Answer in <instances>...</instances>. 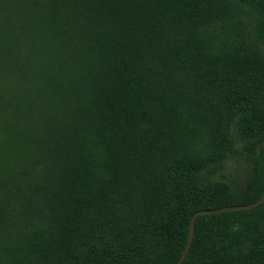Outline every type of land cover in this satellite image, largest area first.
<instances>
[{
  "label": "trees",
  "instance_id": "16d2710c",
  "mask_svg": "<svg viewBox=\"0 0 264 264\" xmlns=\"http://www.w3.org/2000/svg\"><path fill=\"white\" fill-rule=\"evenodd\" d=\"M5 1L0 264H174L264 194V0ZM181 264H264V202Z\"/></svg>",
  "mask_w": 264,
  "mask_h": 264
},
{
  "label": "rangeland",
  "instance_id": "374dc122",
  "mask_svg": "<svg viewBox=\"0 0 264 264\" xmlns=\"http://www.w3.org/2000/svg\"><path fill=\"white\" fill-rule=\"evenodd\" d=\"M261 145H264V143ZM251 164L252 161L248 157L232 154L226 159L225 168L221 172L214 174L212 178L215 180L225 179L228 181H234L233 186L239 183L241 187H244L246 184L245 176L248 169H250Z\"/></svg>",
  "mask_w": 264,
  "mask_h": 264
},
{
  "label": "water",
  "instance_id": "95a60500",
  "mask_svg": "<svg viewBox=\"0 0 264 264\" xmlns=\"http://www.w3.org/2000/svg\"><path fill=\"white\" fill-rule=\"evenodd\" d=\"M262 202H264V194L259 199H257L256 201H253L250 203L226 205V206L212 208V209L197 210L191 218L188 240H187L186 246L184 248V251L181 254L180 258L174 264H181L183 262V260L185 259L186 255L190 249L193 237H194L195 220L199 214H202V213H208V214L209 213H219V212L228 211V210L250 209V208H253L255 206H258Z\"/></svg>",
  "mask_w": 264,
  "mask_h": 264
}]
</instances>
